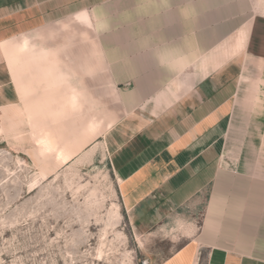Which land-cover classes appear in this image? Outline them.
Returning a JSON list of instances; mask_svg holds the SVG:
<instances>
[{
  "label": "crops",
  "instance_id": "0c3cea01",
  "mask_svg": "<svg viewBox=\"0 0 264 264\" xmlns=\"http://www.w3.org/2000/svg\"><path fill=\"white\" fill-rule=\"evenodd\" d=\"M253 21V0H0V138L65 165L104 132L140 216L209 191L163 264H264V167L226 151Z\"/></svg>",
  "mask_w": 264,
  "mask_h": 264
},
{
  "label": "rangeland",
  "instance_id": "374dc122",
  "mask_svg": "<svg viewBox=\"0 0 264 264\" xmlns=\"http://www.w3.org/2000/svg\"><path fill=\"white\" fill-rule=\"evenodd\" d=\"M253 1L226 151L239 158L249 153L257 169L264 167V0ZM91 114L97 122L106 116ZM13 130L24 133L0 138V264H163L196 235L209 191L175 209L160 195V203L142 217L143 209L123 203L104 132L58 165L37 155L31 129Z\"/></svg>",
  "mask_w": 264,
  "mask_h": 264
},
{
  "label": "bare ground",
  "instance_id": "6f19581e",
  "mask_svg": "<svg viewBox=\"0 0 264 264\" xmlns=\"http://www.w3.org/2000/svg\"><path fill=\"white\" fill-rule=\"evenodd\" d=\"M49 125V124H48Z\"/></svg>",
  "mask_w": 264,
  "mask_h": 264
}]
</instances>
